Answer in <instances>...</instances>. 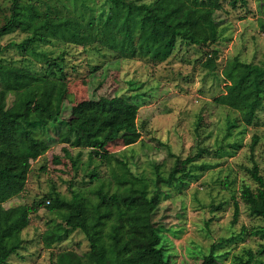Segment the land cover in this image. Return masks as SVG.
<instances>
[{
  "label": "rangeland",
  "instance_id": "obj_1",
  "mask_svg": "<svg viewBox=\"0 0 264 264\" xmlns=\"http://www.w3.org/2000/svg\"><path fill=\"white\" fill-rule=\"evenodd\" d=\"M21 1L32 2L42 15L84 18L105 14L109 5L107 0ZM221 3L213 14L217 41L199 46L178 40L169 55L159 48L148 56L122 55L96 40L80 44L59 38L35 41L23 49L13 44L28 34L22 28L0 36L3 61L41 73L47 60L55 57L63 69L56 75L63 76L66 86L57 118L44 130L36 129L49 142L47 149L31 160L22 190L2 203L7 212L22 203L34 207L19 248L2 264H53L60 251L82 255L89 248L80 229L47 246L45 232L64 222L62 213L48 210L44 200L52 191L64 197L79 191L93 198L92 191L101 183L114 188L110 166L95 154L103 137L104 149L121 156L130 170L148 179L150 187L155 165L166 175L177 157H192L186 174L161 184V200L152 214L169 264H201L211 249L209 264H231L240 255L246 257L248 250L264 261L263 220L248 210L240 195L244 184L257 185L247 170L253 162L264 175V97L248 125L237 109L214 101L225 90L226 60L236 56L264 62V0ZM9 14L10 0H0V25ZM211 49L218 51L213 69L203 65ZM117 94L137 103L136 120L117 134L97 136L82 106L89 98ZM6 99L10 104L13 94L7 93ZM93 169L98 176L91 179ZM235 202L238 215L233 221Z\"/></svg>",
  "mask_w": 264,
  "mask_h": 264
},
{
  "label": "trees",
  "instance_id": "obj_2",
  "mask_svg": "<svg viewBox=\"0 0 264 264\" xmlns=\"http://www.w3.org/2000/svg\"><path fill=\"white\" fill-rule=\"evenodd\" d=\"M107 1L105 14L84 18L42 15L32 2L10 0V14L0 25V36L22 28L28 34L22 41L13 42L19 48L26 49L35 41L47 42L52 38L80 44L96 40L130 56H148L157 48L169 55L178 40L208 46L219 36L213 14L221 7V0ZM238 1L229 0L232 6ZM217 57L218 51L211 49L203 65L215 68ZM62 70L55 57L47 60L41 73L0 57L3 91L0 95V264L19 248L21 231L29 223V213L34 208L22 203L7 212L2 203L22 190L31 160L49 145L36 129L44 130L59 115L66 86L63 76L56 72ZM222 73L225 90L214 101L237 109L241 121L251 124L264 97V62H246L234 56L226 60ZM9 92L13 94L10 104L6 99ZM82 111L88 115L92 131L103 137L108 132L117 134L134 123L138 105L123 94L100 95L85 100ZM105 143L104 137L99 139L95 154L110 166L112 190L101 183L92 191L93 198L79 191H73L70 197L52 191L46 198L48 202L44 200L48 210L62 213L64 222L45 232L47 246L63 240L75 229H80L89 241V248L82 255L63 250L58 252L53 264H169L152 214L161 200V184L172 183L186 174V165L192 157H177L166 175L155 165L154 186L150 187L148 179L130 170L121 156L106 151ZM54 158L59 159V155ZM247 170L257 185L252 188L244 184L240 195L248 210L262 218L264 235V175L256 162ZM97 176L95 169L91 170L90 178ZM237 215L235 202L233 221ZM213 256L211 249L201 264H209ZM231 264H264V261L254 258L248 250L246 257L240 255Z\"/></svg>",
  "mask_w": 264,
  "mask_h": 264
},
{
  "label": "built area",
  "instance_id": "obj_3",
  "mask_svg": "<svg viewBox=\"0 0 264 264\" xmlns=\"http://www.w3.org/2000/svg\"><path fill=\"white\" fill-rule=\"evenodd\" d=\"M46 202H48V199H46Z\"/></svg>",
  "mask_w": 264,
  "mask_h": 264
}]
</instances>
